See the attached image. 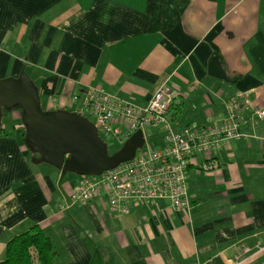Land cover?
Returning <instances> with one entry per match:
<instances>
[{"label": "crops", "instance_id": "0c3cea01", "mask_svg": "<svg viewBox=\"0 0 264 264\" xmlns=\"http://www.w3.org/2000/svg\"><path fill=\"white\" fill-rule=\"evenodd\" d=\"M22 71L43 111L78 113L89 89L144 107L164 87L171 126L212 127L236 101L243 136L217 170L188 169V211L114 215L103 191L67 202L81 176L35 162L21 122L0 126V261L36 225L54 264H264V0H0V81Z\"/></svg>", "mask_w": 264, "mask_h": 264}, {"label": "built area", "instance_id": "2783aa9c", "mask_svg": "<svg viewBox=\"0 0 264 264\" xmlns=\"http://www.w3.org/2000/svg\"><path fill=\"white\" fill-rule=\"evenodd\" d=\"M173 100V93L164 87L158 89L144 107L98 89H89L78 113L83 116L88 111L94 117L93 125L100 137L113 136L126 141L136 131H143L147 126H163L167 133L166 145L159 151L136 153L132 160L106 170L99 176H82L79 187L68 195L67 202L85 204L103 191L108 196L109 211L114 215H126L132 204L154 205L160 201L167 202L175 213L188 211V169L191 166L204 172L218 169L213 155L217 151L228 150L231 141L243 136L238 129L242 122L237 117L240 105L233 101L226 107L224 119L212 127L175 130L167 118ZM252 111L256 125L264 118V109L254 107ZM199 157L203 158L201 164L197 163Z\"/></svg>", "mask_w": 264, "mask_h": 264}, {"label": "water", "instance_id": "95a60500", "mask_svg": "<svg viewBox=\"0 0 264 264\" xmlns=\"http://www.w3.org/2000/svg\"><path fill=\"white\" fill-rule=\"evenodd\" d=\"M15 108L21 110L24 145L39 157L35 162L53 166L62 177L99 176L132 160L145 144L144 133L138 130L121 149L109 154L95 126L84 116L64 110L43 111L38 90L24 71L16 79L0 81V115L2 109Z\"/></svg>", "mask_w": 264, "mask_h": 264}, {"label": "trees", "instance_id": "16d2710c", "mask_svg": "<svg viewBox=\"0 0 264 264\" xmlns=\"http://www.w3.org/2000/svg\"><path fill=\"white\" fill-rule=\"evenodd\" d=\"M13 110L21 112L19 108ZM53 255L50 239L35 225L6 243L0 264H54Z\"/></svg>", "mask_w": 264, "mask_h": 264}, {"label": "rangeland", "instance_id": "374dc122", "mask_svg": "<svg viewBox=\"0 0 264 264\" xmlns=\"http://www.w3.org/2000/svg\"><path fill=\"white\" fill-rule=\"evenodd\" d=\"M83 116L92 123L95 121L94 117L87 112L83 113ZM2 117L3 118L1 119L0 126L3 127V129L12 126L14 123L16 124L21 122V115L19 118L20 120L17 119L14 120L13 116H10L9 114L3 115ZM171 124L175 130L178 129L176 126L177 123L171 122ZM143 132L146 136L145 144L143 149L137 151V155L141 152L159 151L163 146L162 142L164 141V139H166L167 136L165 128L163 126H159L157 128H152L147 126L143 129ZM101 139L106 143L109 154H113L114 152L121 149L125 143V141L121 139H117L113 136L101 135ZM31 155L38 156L37 154H33V153H31ZM199 159L202 160L201 157H199L198 160Z\"/></svg>", "mask_w": 264, "mask_h": 264}, {"label": "flooded vegetation", "instance_id": "af4514ba", "mask_svg": "<svg viewBox=\"0 0 264 264\" xmlns=\"http://www.w3.org/2000/svg\"><path fill=\"white\" fill-rule=\"evenodd\" d=\"M262 120V119H261Z\"/></svg>", "mask_w": 264, "mask_h": 264}]
</instances>
